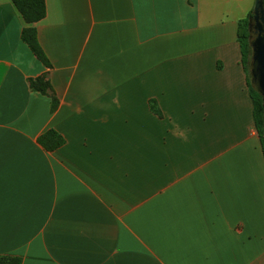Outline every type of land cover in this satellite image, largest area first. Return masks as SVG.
<instances>
[{"label":"crops","instance_id":"1","mask_svg":"<svg viewBox=\"0 0 264 264\" xmlns=\"http://www.w3.org/2000/svg\"><path fill=\"white\" fill-rule=\"evenodd\" d=\"M49 66L0 0V255L264 264V152L238 24L254 0H45ZM46 74L57 98L30 88ZM64 139L48 150L39 136Z\"/></svg>","mask_w":264,"mask_h":264},{"label":"trees","instance_id":"2","mask_svg":"<svg viewBox=\"0 0 264 264\" xmlns=\"http://www.w3.org/2000/svg\"><path fill=\"white\" fill-rule=\"evenodd\" d=\"M20 14L22 15L26 26L21 31L22 40L29 46L33 54L45 65L49 66V60L42 49L34 23L45 16V0H12ZM253 21V10L247 16L239 21L238 37L242 51V60L248 76V88L253 103V115L257 132L260 137L264 152V111L262 95L257 92L250 84V65L252 61V35L251 25ZM30 88L51 98V108L54 109L57 104V98L46 74L39 75L29 79ZM38 141L48 150H53L64 143L63 137L54 129H48L42 133ZM0 264H21V259L17 256L0 255Z\"/></svg>","mask_w":264,"mask_h":264},{"label":"water","instance_id":"3","mask_svg":"<svg viewBox=\"0 0 264 264\" xmlns=\"http://www.w3.org/2000/svg\"><path fill=\"white\" fill-rule=\"evenodd\" d=\"M253 18L260 21L256 23L257 36L251 43L250 84L262 95L264 111V0H254Z\"/></svg>","mask_w":264,"mask_h":264},{"label":"flooded vegetation","instance_id":"4","mask_svg":"<svg viewBox=\"0 0 264 264\" xmlns=\"http://www.w3.org/2000/svg\"><path fill=\"white\" fill-rule=\"evenodd\" d=\"M259 20V19H258ZM258 20L255 21L254 18H253V23L251 25V35H252V39L254 40L255 37L257 36V28H256V23H258ZM260 21V20H259ZM252 40V41H253Z\"/></svg>","mask_w":264,"mask_h":264},{"label":"rangeland","instance_id":"5","mask_svg":"<svg viewBox=\"0 0 264 264\" xmlns=\"http://www.w3.org/2000/svg\"><path fill=\"white\" fill-rule=\"evenodd\" d=\"M252 10H253V7H252ZM245 18V17H244ZM250 67H251V65H250ZM250 67H249V69H250Z\"/></svg>","mask_w":264,"mask_h":264}]
</instances>
